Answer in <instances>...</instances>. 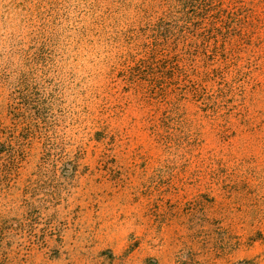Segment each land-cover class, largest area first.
Wrapping results in <instances>:
<instances>
[{
  "label": "rangeland",
  "instance_id": "rangeland-1",
  "mask_svg": "<svg viewBox=\"0 0 264 264\" xmlns=\"http://www.w3.org/2000/svg\"><path fill=\"white\" fill-rule=\"evenodd\" d=\"M210 96L122 79L134 0H0V264H264V0Z\"/></svg>",
  "mask_w": 264,
  "mask_h": 264
},
{
  "label": "trees",
  "instance_id": "trees-1",
  "mask_svg": "<svg viewBox=\"0 0 264 264\" xmlns=\"http://www.w3.org/2000/svg\"><path fill=\"white\" fill-rule=\"evenodd\" d=\"M122 79L165 109L206 100L207 82L231 62L227 43L243 37L242 0H134ZM208 97V98H207Z\"/></svg>",
  "mask_w": 264,
  "mask_h": 264
}]
</instances>
